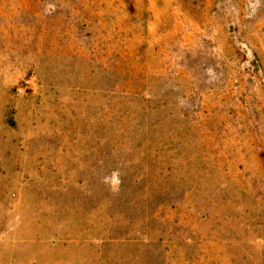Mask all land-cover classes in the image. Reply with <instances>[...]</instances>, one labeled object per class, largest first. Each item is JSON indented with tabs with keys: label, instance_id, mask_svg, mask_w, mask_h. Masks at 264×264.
Segmentation results:
<instances>
[{
	"label": "rangeland",
	"instance_id": "374dc122",
	"mask_svg": "<svg viewBox=\"0 0 264 264\" xmlns=\"http://www.w3.org/2000/svg\"><path fill=\"white\" fill-rule=\"evenodd\" d=\"M0 264H264V0H0Z\"/></svg>",
	"mask_w": 264,
	"mask_h": 264
},
{
	"label": "trees",
	"instance_id": "16d2710c",
	"mask_svg": "<svg viewBox=\"0 0 264 264\" xmlns=\"http://www.w3.org/2000/svg\"><path fill=\"white\" fill-rule=\"evenodd\" d=\"M189 132H191L192 134V129L189 128L188 130ZM189 136V134H188ZM191 136V135H190ZM138 138L139 139H146L148 138L147 140L151 143H155V141H157V144L160 145V144H163L162 143V139L164 138L163 136L161 137H156L154 134H149V133H146V128L145 129H142V131L138 134ZM172 140V139H170ZM138 155L142 156L144 159H145V141L143 143V145L141 147H139L137 150H135ZM195 180V179H194ZM182 183H186V181H183ZM192 186L191 188L188 190V193L190 194H194L195 195V198L198 199V197H202L203 193H204V189H202L201 187H199V184L198 183H195L192 182ZM183 184H180V183H175V185H173L174 187H172L171 189L174 190V191H178L180 190V188L182 187ZM169 194V193H168Z\"/></svg>",
	"mask_w": 264,
	"mask_h": 264
}]
</instances>
